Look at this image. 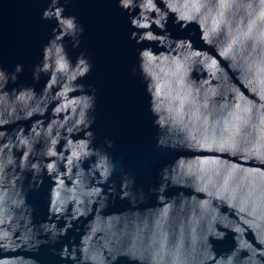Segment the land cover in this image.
<instances>
[{
  "label": "water",
  "instance_id": "water-1",
  "mask_svg": "<svg viewBox=\"0 0 264 264\" xmlns=\"http://www.w3.org/2000/svg\"><path fill=\"white\" fill-rule=\"evenodd\" d=\"M55 2L62 4L64 0ZM48 3L53 0H0V61L9 68L24 64L20 84L34 86L38 94L25 101L14 90L0 88L4 97L0 100V149L13 153L19 164L54 160L59 168L56 172L46 170L40 191L28 193V203L35 212L27 213L23 223L10 226L11 240L8 246L0 247V264H30L32 259L38 264H264V216L260 207L249 215L251 204L245 211L240 210L238 200L229 206L227 199L201 190L195 176L188 174V166L198 168L199 161L218 160L225 169L235 166L236 181L247 187L264 177V160L246 151L260 137L258 116L264 112L260 86L250 83L244 66L250 42L239 52L221 55L232 39L226 28L222 26L219 34L211 35L209 43L197 21L177 23L171 12L166 25L171 39L145 42L157 53L178 58V41L191 39L193 52L215 58L218 70L197 62L188 78L196 95L207 99L213 119L227 116L237 104L251 107V119L240 127L237 147L210 150L200 146V136L191 127L152 126L148 105L154 97L145 90L149 78L132 75L138 46L129 39L127 14L117 7L116 0H72L65 15H75L84 26L82 43L80 49H74L70 35L59 42L73 63L80 51L91 58L93 70L80 83L96 90V142L112 139V155L123 164L104 180L99 176L106 166L104 159L89 157L82 162L83 174L77 175L67 142L88 137L77 125L69 129L74 109L62 106L82 93L76 89L65 99L60 92L65 85L75 88L76 81L60 84L57 74L49 71L34 84L30 70L40 62L42 46L53 29L57 33L67 31L57 17L48 22L41 19ZM158 3L167 8L165 0ZM250 3L255 5V0H237L235 7L226 4L225 17L229 22L244 20L246 26L251 18L246 11ZM153 30L161 31L155 25ZM29 103L33 115L22 118L18 106L26 108ZM58 107L60 112L55 110ZM154 136L178 140L180 145L160 152ZM22 137L30 144H23ZM53 140L54 156L48 152ZM61 183V196L68 200L62 212L53 206L54 191ZM53 229L64 230L55 243L48 239ZM26 235L31 238L29 242ZM36 239H47V243L38 249L30 247ZM53 247L57 251L67 248V259L53 257Z\"/></svg>",
  "mask_w": 264,
  "mask_h": 264
},
{
  "label": "clouds",
  "instance_id": "clouds-1",
  "mask_svg": "<svg viewBox=\"0 0 264 264\" xmlns=\"http://www.w3.org/2000/svg\"><path fill=\"white\" fill-rule=\"evenodd\" d=\"M72 0L64 2L48 3L43 11L41 19L45 22L53 17L60 19V24L66 27L67 31L57 33L53 29V35L48 38L46 44L42 46L40 62L31 66L32 80L39 83L45 72H55L60 84L67 80L76 81L75 88L64 86L60 96L67 99L68 92L78 89L82 95L75 100H70L66 105L74 109V118L69 129L77 125L86 131L88 139L69 140L68 149L71 153L70 159L76 161L77 175L83 174L82 162L89 157L100 156L104 159L106 166L99 173L104 180L109 175L123 168V164L115 159L112 150L115 142L105 137L102 143H97V137L93 130L96 123V90L89 85L80 83L86 79L93 70L91 58L85 51H80L75 58V63L66 50L65 45L60 43L65 35L73 38L72 47L80 49L85 28L75 15H65L67 5ZM167 8L164 9L158 0H116L117 7L121 12L127 14L130 25L129 39L135 41L137 47V65L132 69L133 76L148 77L145 85L146 94L151 93L154 97L148 105V113L152 116V126L170 124L180 125L197 132L200 136V146L207 149L227 150L235 149L239 143L240 127L250 121L252 109L250 106L241 107L237 104L236 109L227 116H217L213 119L208 111L209 104L203 96L198 97L192 87V82L188 79L193 64L199 62L213 70H218L217 61L210 55L193 52L191 39H180L181 55L178 58L169 57L163 51L157 53L151 43L162 40H170L171 33L166 31L169 20L168 13L175 16L177 23L185 24L197 21L204 29L203 38L211 42V35L219 34L221 27L226 28L227 33L232 37L228 45L223 48L221 55L227 56L234 50L239 52L246 43L250 42V48L244 57V66L249 73L251 82H256L260 86L261 98L264 99V0H255V5L248 4L247 13L251 17L246 26L245 21L236 19L229 22L225 17L224 6L226 4L236 6L237 0H165ZM61 14H64L62 17ZM161 29L160 32L153 30V26ZM142 46V47H140ZM187 53L185 55L184 53ZM25 72V65L17 63L11 68L6 67L0 61V88L7 92L14 90L17 95L30 101L38 95L34 86L20 84V77ZM4 97L0 96V100ZM78 106V107H77ZM33 105L28 104L26 108L18 106V115L22 118H31ZM264 108V105L261 106ZM3 105L0 104V110ZM60 112V107L55 109ZM258 127L260 137L247 152L257 155L264 160V112L258 116ZM219 133V135H218ZM191 134V133H190ZM195 138V137H193ZM155 147L160 152L176 149L179 147L178 140H165L154 136ZM25 145L30 144L26 137L21 138ZM53 140L48 148V152L53 156L55 149ZM110 162V164H109ZM199 167L188 166V174L194 175L203 191H210L217 199H227L229 206L237 200L239 208L245 211L251 204L249 215H253L260 207L264 216V177H261L258 184L247 187L242 181L235 179L238 171L235 166L225 169L218 160H203L198 162ZM47 171L56 172L58 165L53 160L48 162H37L35 160L25 161L19 164L14 158V154L0 149V247L8 246L11 240V233L8 230L13 223H23L26 214L35 212L34 206L28 203V193L39 192L44 183V176ZM63 184H58L53 194V206L57 211H64L68 200L62 198L61 189ZM206 203V202H205ZM215 220V216H213ZM64 234V230L59 232L51 230V239L55 243L59 236ZM31 240L27 235L25 241ZM47 243V239H36L29 243L30 247L37 249L41 244ZM53 257L58 256L61 260L68 257V249L57 251L55 247L50 249ZM30 264H38L32 259Z\"/></svg>",
  "mask_w": 264,
  "mask_h": 264
}]
</instances>
